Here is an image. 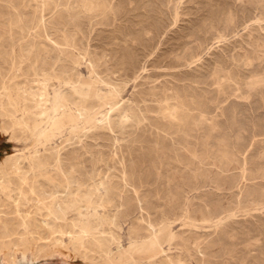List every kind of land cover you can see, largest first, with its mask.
Instances as JSON below:
<instances>
[{
  "label": "rangeland",
  "instance_id": "1",
  "mask_svg": "<svg viewBox=\"0 0 264 264\" xmlns=\"http://www.w3.org/2000/svg\"><path fill=\"white\" fill-rule=\"evenodd\" d=\"M0 264H264V0H0Z\"/></svg>",
  "mask_w": 264,
  "mask_h": 264
},
{
  "label": "bare ground",
  "instance_id": "2",
  "mask_svg": "<svg viewBox=\"0 0 264 264\" xmlns=\"http://www.w3.org/2000/svg\"><path fill=\"white\" fill-rule=\"evenodd\" d=\"M72 74V73H71ZM89 107V106H88ZM115 113V112H114ZM109 117V116H108ZM71 202V201H70ZM60 208V207H59ZM81 208V207H80ZM45 211V210H44ZM58 212V211H57ZM56 213V212H55ZM55 215V214H54ZM58 220V219H57ZM74 226V225H73Z\"/></svg>",
  "mask_w": 264,
  "mask_h": 264
}]
</instances>
